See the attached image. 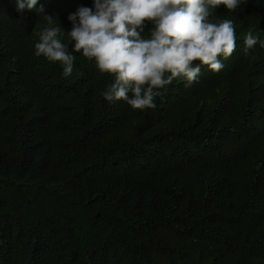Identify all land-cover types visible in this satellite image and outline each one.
I'll use <instances>...</instances> for the list:
<instances>
[{"label": "trees", "instance_id": "obj_1", "mask_svg": "<svg viewBox=\"0 0 264 264\" xmlns=\"http://www.w3.org/2000/svg\"><path fill=\"white\" fill-rule=\"evenodd\" d=\"M40 5L68 31L92 0ZM217 18L224 68L133 110L79 53L67 78L36 57L43 14L0 0V264H264V48L243 51L264 0Z\"/></svg>", "mask_w": 264, "mask_h": 264}, {"label": "clouds", "instance_id": "obj_2", "mask_svg": "<svg viewBox=\"0 0 264 264\" xmlns=\"http://www.w3.org/2000/svg\"><path fill=\"white\" fill-rule=\"evenodd\" d=\"M38 2L15 0L17 12L42 13L46 22L34 43L36 57L59 62L67 78L79 53L112 77L101 92L105 101L147 110L156 107V97L174 80L190 86L202 67L224 68L236 49V30L231 19L213 20V13L221 5L235 12L247 0H92L91 7L79 6L67 16L68 31ZM243 42L245 53L257 45L264 48V38L251 31Z\"/></svg>", "mask_w": 264, "mask_h": 264}]
</instances>
